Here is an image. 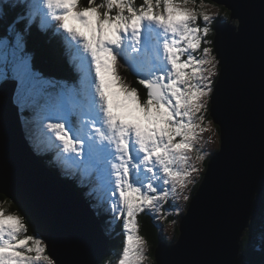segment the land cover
Masks as SVG:
<instances>
[{
	"label": "snow or ice",
	"instance_id": "1",
	"mask_svg": "<svg viewBox=\"0 0 264 264\" xmlns=\"http://www.w3.org/2000/svg\"><path fill=\"white\" fill-rule=\"evenodd\" d=\"M210 7L206 0H143L138 7L135 0H0V48L11 43L21 64L34 27H55L64 37L79 82L34 81L38 95L59 89L55 106L40 117V131L61 154L83 155L92 167L98 199L123 221L118 264H144L148 245L138 215L154 213L177 188L194 183L193 153L195 161L205 159L197 145L213 129L204 114L219 63L211 47H202L212 43L206 37L218 16ZM118 58L144 77L145 98L120 76ZM26 219L0 207V264H56L39 226L27 234Z\"/></svg>",
	"mask_w": 264,
	"mask_h": 264
},
{
	"label": "water",
	"instance_id": "2",
	"mask_svg": "<svg viewBox=\"0 0 264 264\" xmlns=\"http://www.w3.org/2000/svg\"><path fill=\"white\" fill-rule=\"evenodd\" d=\"M208 1L224 6L237 21L235 28L222 21L213 41L219 76L209 115L220 130V149L208 159L179 219L177 240L156 249L155 264H248L240 242L263 203L264 0ZM10 81L0 83V102L12 112L5 117L0 110L8 143L0 136L6 158L3 165L0 161V194L18 205L32 228L39 226L46 253L58 264H96L109 250L108 238L80 194L32 151L13 90L7 91L14 88Z\"/></svg>",
	"mask_w": 264,
	"mask_h": 264
},
{
	"label": "rangeland",
	"instance_id": "3",
	"mask_svg": "<svg viewBox=\"0 0 264 264\" xmlns=\"http://www.w3.org/2000/svg\"><path fill=\"white\" fill-rule=\"evenodd\" d=\"M96 2L99 3L100 0H96ZM142 3H143V0H141V1L135 0V4H136L137 7L139 5H141ZM206 3H208L209 6L213 5V3H209V2H206ZM220 8L221 7L216 4L214 8L210 7V10L213 11V12H217L218 15H219V13L221 11ZM229 17H230V15H229ZM228 20L231 21V23H233L234 25H235V23H237L236 20H232L231 18H228ZM199 23H202V22H199ZM220 23H221V21L215 26H213V23H212L211 27L214 30H213V32H210L209 35L206 37V39L207 40H211L212 43L210 45H202V47L203 46L211 47L212 50H213V55H215V56H216V53H215V49H214V46H213V41H214V38H215L216 28L218 26H221ZM211 34H212V36H210ZM194 54L197 55V56L200 55V53H194ZM24 55L27 57L26 65L25 64H21L13 56L12 44L11 43L8 44L5 47L0 48V81L6 79V77L8 75H9L8 76L9 78L13 79L14 81L16 80L19 89H18V91L16 93V97H17L16 99L17 100L15 99V102H16V105L19 108V111L21 113L25 112L24 113L25 117H23V121L21 119L22 126L23 125L25 126V129H24L25 135H26L27 138H29V139L31 138L30 141L31 140L35 141V143H33L35 148L39 147L38 149H40V147H42V150H46V149H48L50 147V143L45 141L44 138L42 137V135H40L41 134V131H40V129H41L40 117H41V115L44 114V112L52 110V108L55 106V104L57 103V99H58L59 89H57L55 92H53L52 95H51L50 91H47L48 95H38L37 94L38 86L35 85L34 81L36 79H38L39 73L37 72V70L35 71L34 68L32 67V65H31L32 63H31L29 54L25 51ZM127 64L129 66V69L123 70V68H122L121 70H119L120 76L131 87L137 88L139 90V93H140L141 97L145 98L147 90L144 88V86L139 84V79H142L144 77L142 75H137V73L134 71L133 67H131L129 65V63H127ZM150 68H151V64H148L144 68V71L146 72ZM217 68H218L217 75L219 76V67H218V65H217ZM128 70L129 71L131 70L132 72L131 73H127L126 71H128ZM77 75H78V73H77ZM92 75L93 76L95 75L94 69H93ZM217 75L213 78V83L215 82V79H218ZM3 76H5V78ZM43 80H45V79H43ZM131 80H133V81H135L137 83L135 85H133L131 83ZM59 81L62 82L63 84H65V83L67 84V82H68V81H65V80H59ZM78 82H79V75H78V78L73 81V85L71 87L77 86ZM213 85L214 84H212V87H213ZM212 94H213V92H212ZM210 102H211V96L208 98L207 111L204 114L205 115V123H207V121H212V119L210 120V118H208V112H209V107L208 106H210L209 105ZM67 103H68V106L71 107L70 102H67ZM3 109H5V112H6L4 114L5 117L6 116L7 117L11 116L12 112H11L10 109H8L5 106V104L3 105ZM0 114H1V111H0ZM0 117H1V115H0ZM52 122H59V121H52ZM47 123L48 122L43 121L42 124L43 125H47ZM212 125H213L212 131L211 132H205L203 134V140L201 141V143L199 145H197V147L201 148L202 152L205 154V159L202 162H197V161H195V153L192 154L193 155V163L195 164V166L197 168H199V173L198 174L197 173L193 174L194 183L189 184L187 186V188H185L183 191H181L179 188H177L176 194L175 195H171L168 198L167 202L161 201L160 205L158 206V208L155 210L154 213L150 214L148 210H145L144 212H142V213H140L138 215L139 225H141L140 224L141 223L140 222L141 218L148 219L150 222H152V224L156 228H158L161 231V233L165 236V240L173 238L172 235L174 236V234H175V227L177 225V222H178L180 216L183 214V212L185 210L186 204L188 202L187 200H189V199L185 200V199H183V197L187 196L188 198H190V196H192L194 194V188H195L196 184H198L199 182L202 181V178H203L202 176H203V174L205 172V168L207 167V164L205 163V160L207 159V157H210L213 154L214 151L218 152V150L220 149L221 134L217 130V127H216V125L214 124L213 121H212ZM0 136H1V141L3 143H5V144H8L4 140L3 135L1 134V130H0ZM32 136L34 137L35 140L32 138ZM209 137H211V139H209ZM3 149H4V147L0 146V152H1L0 153V161H1L2 165L6 161L5 156H1L2 152H4V151H1ZM216 152H214V154ZM78 158H81V159L85 160V157L83 155L79 156ZM70 161H71L72 165L75 166L77 169L81 168V171H79V172L77 171L78 176L80 177V176H83V175H85V176L89 175L88 177L84 176V179L88 180L90 182V184L92 185V187L95 186L94 180L91 179L92 172H91V170L89 168V165L87 163H82L81 161H78V160L70 159ZM40 162L42 163L41 160H40ZM7 165H8V167L11 166L13 168L12 163H10V164L7 163ZM67 166L69 167V164L67 162H62V164H61L62 169L67 167ZM13 170H10V171H13ZM37 171H38V168H37ZM67 173H69V172H67ZM86 190L88 191L89 189H86ZM88 192L91 193V190H89ZM82 194L84 196V200H88L90 202V200H89V199H91L90 196H89L90 194L85 193V190L83 191ZM88 197H89V199H88ZM98 202H103L105 204V206H106L105 210L108 213L110 225H112V223L114 221L113 217L115 216L116 213L112 212L109 203L104 202L102 199H98ZM263 217H264V214H263ZM255 219H256V217H255ZM252 221H254V219L250 221V225H249L248 228L251 227V225H252L251 222ZM260 222L261 223L259 225V229L257 230L256 237H255V240H254V242L255 241L257 242V245L255 246L256 250H260V248H262L261 247L262 244H260V246H258V244L260 242H262V243L264 242V240H263L264 236L262 237V231L263 230H262V227H261L262 225H264V218H262V220L260 219ZM122 223H123V221H122ZM248 228H246L244 230V232ZM124 239H125V235H124V238H123V242H124ZM43 240H44V242H46L45 239H43ZM123 242H122V246H123ZM120 244H121V241H119V240L116 241V245H120ZM159 245H160V247H162V246L165 245V242L162 241V242H160ZM121 248L119 247V248L116 249L117 254H119V250ZM148 253L149 252H147V259L144 261V264H151L152 263L151 262L152 261V257L149 256ZM51 258L56 262V264L59 263L53 257H51ZM105 261H107L108 264H118V255L113 256L112 260L111 259L110 260L109 259L108 260L105 259L104 261H101V262L98 261L99 263H96V264H104Z\"/></svg>",
	"mask_w": 264,
	"mask_h": 264
},
{
	"label": "trees",
	"instance_id": "4",
	"mask_svg": "<svg viewBox=\"0 0 264 264\" xmlns=\"http://www.w3.org/2000/svg\"><path fill=\"white\" fill-rule=\"evenodd\" d=\"M137 1H141V0H137ZM82 2L86 4L87 0H82ZM206 2L211 3L212 1L206 0ZM213 4H215V3H213ZM220 7H221L220 8L221 11H220L219 15L217 16L216 20L214 21L213 26L217 25L220 21H223V19H225V18L226 19L230 18L229 12L224 7H222V6H220ZM51 31L53 33L61 36V34L59 32L54 30V27L51 29ZM211 32H213V29ZM53 33L47 34L46 32H38L36 30V28L34 27L32 30V34L30 36H28L26 39L25 51L30 56L32 67L34 68L35 71L37 70V72L39 73V77L37 76L38 79H45V80L54 79V80H58V81L59 80H65V81H68L67 84L65 83V85L68 87H71L73 85V81L78 78V75L77 74L75 75L73 70L69 67V65L66 64V61L64 60L63 55L59 49L60 48L59 40H56V41L54 40L55 35H53ZM210 36H212V34ZM62 40H63V38L61 39V42H62ZM118 59H119L118 72H119V69H122V68H123V70H126L125 63H123V61L120 58H118ZM126 72L129 73V70ZM3 77L5 78V76H3ZM133 80H131V83L133 85H135L137 82H135ZM47 91H50L52 94L56 90L47 89ZM208 118H210V120L212 119L209 115V112H208ZM216 127H217V130L220 131L219 127L217 125H216ZM29 142L33 148L34 144L32 143V140L30 141V139H29ZM214 152H216V151H214ZM214 152H213V154H214ZM38 155H39L38 157L42 161V163L50 169V166L47 164L46 159H45L48 154H43V155L38 154ZM210 157H207V159L205 160L206 164H207L208 159ZM50 170H52V169H50ZM205 170H206V168H205ZM199 184H200V182L198 184H196V186L194 188V192L197 190ZM74 188H76V187H74ZM188 204H189V201L186 204V207H185L183 214L186 212ZM0 207L4 208L8 213L17 212L20 215H25L20 210L18 205H16L14 202L9 200L8 198H6L2 194H0ZM263 212H264V196H263V203L260 206L259 211L257 212L256 219H254V221L251 222V224H252L251 227L248 228L244 232V235L242 236L241 242H240V251H241V253L245 254L244 255V261H246L248 264H264V242L263 243L260 242L258 244V246H260V244H262L261 245L262 248H260V250L255 249L257 242L256 241L254 242L257 230L259 229V225L261 223L260 219L262 220V218H263V214H264ZM140 222H141L140 223L141 225L139 228V234L141 236L145 237V239L147 240L148 252H149L148 254H149V256L152 257V261H151L152 263L151 264H155L154 254H155V251L158 248V246H160L159 245L160 242L163 241V242H165L166 245H170L177 240L178 224L175 227L174 236L172 235L173 238L165 240V236L161 233V231L158 228H156L152 224V222H150L148 219L141 218ZM25 223L29 224L27 234L33 235L34 234L33 228L31 227L29 220L26 219ZM261 227L263 230L262 231V237H263L264 236V225H262ZM112 244H114V242H112V240H111V245ZM111 245H110V249L113 248ZM112 252L113 251L107 252L105 254V256L100 260V262L104 261L105 259H107V260L111 259L112 260L113 256H116V255H112Z\"/></svg>",
	"mask_w": 264,
	"mask_h": 264
},
{
	"label": "clouds",
	"instance_id": "5",
	"mask_svg": "<svg viewBox=\"0 0 264 264\" xmlns=\"http://www.w3.org/2000/svg\"><path fill=\"white\" fill-rule=\"evenodd\" d=\"M212 3V2H211ZM214 23V22H213ZM214 30V29H213ZM21 114V113H20ZM25 134V133H24ZM27 139V138H26ZM50 145H52V147H50L51 149H53L54 147L55 148H58L57 146H56V144H50ZM54 146V147H53ZM32 151L35 153V155L37 156V158H38V154L39 153H37L35 150H33L32 149ZM44 153L45 154H47V152L46 151H44ZM47 158L48 157H46L45 159H46V161H47ZM39 159V158H38ZM67 163H69V168L68 167H66V169L64 168V169H60L59 167H55V166H53V168H51L52 170H50L46 165H44L45 167H46V169L48 170V171H50L52 174H54L57 178H59V179H61V180H63L64 182H66L69 186H71L75 191H77L78 192V194L80 193V196L81 197H83V191L85 190V189H83V188H81V187H79V186H77V185H73V183L75 182V183H80V184H82V182L83 181H85V182H83V184L84 183H88V186H90V188L91 189H89V190H91V193H93L92 192V185L90 184V182L88 181V180H86V179H84V175L83 176H74L73 174H71V173H75V175H76V173H77V171L79 172V171H81V168H79V169H77L75 166H73L72 165V163H71V161H66ZM67 172H69V173H67ZM85 177H87V176H85ZM64 178H66V179H64ZM82 179V180H81ZM71 182V183H70ZM73 182V183H72ZM79 185V184H78ZM74 187H77V188H74ZM88 190V191H89ZM90 193V194H91ZM90 196V195H89ZM264 196V195H263ZM190 198H191V196H190ZM190 198H188V199H190ZM88 199H89V197H88ZM83 200H84V198H83ZM189 201V200H188ZM84 202H86V203H88L89 201L88 200H84ZM89 206V208L95 213V215H96V217L98 218V220L100 221V224H103L105 227H106V224L103 222V220H102V216H99L98 214H99V209L95 206V204L93 203V201L92 200H90V204L88 205ZM105 216V215H104ZM106 218H107V216H105ZM256 217H257V215H256ZM180 219V218H179ZM255 219V218H254ZM176 220V219H175ZM177 224H179V220H178V222H177ZM101 228H102V230H103V233H104V235L108 238V243H109V250H108V252L109 251H113V250H116L117 248H121L122 247V240H121V238H119V237H117L116 236V229H114V230H110L109 229V227H106V228H104V227H102L101 226ZM111 240H112V242H114V244H112L111 245ZM118 240H120L121 241V244L120 245H116V241H118ZM110 245L113 247L112 249H110Z\"/></svg>",
	"mask_w": 264,
	"mask_h": 264
},
{
	"label": "bare ground",
	"instance_id": "6",
	"mask_svg": "<svg viewBox=\"0 0 264 264\" xmlns=\"http://www.w3.org/2000/svg\"><path fill=\"white\" fill-rule=\"evenodd\" d=\"M221 5V4H220ZM222 6V5H221ZM222 7H224V6H222ZM222 22V21H221ZM223 24L226 26V27H230V28H235L236 26L233 24V23H231V21H229L228 19H223ZM228 24V25H227ZM236 24V23H235ZM54 30H55V27H54ZM56 31V30H55ZM47 34L48 33H53L52 31H51V29L50 30H46L45 31ZM53 35H55V41L56 40H59V45H60V51H61V53H62V55H63V58H64V60L66 61V64L67 65H69V67L73 70V72H74V74L76 75L77 74V72L74 70V67L73 66H71L70 64H69V62H68V60H67V58L65 57V55H64V48H63V46H62V42H61V39L63 38V37H61L60 35H57V34H55V33H53ZM125 68L126 69H129V66H128V64H125ZM122 67V66H121ZM119 70H121V69H119ZM132 71L130 70L129 71V73H131ZM218 76V75H217ZM5 80H11L10 81V83H11V85L12 84H14V88H13V86H8V89H7V91L9 92L10 90H13V95H12V98H13V103L14 104H16V102H15V99L17 98L16 97V93H17V91H18V89H19V87H18V84H17V82H16V80L14 81L13 79H11V78H9V77H7L6 79H4V80H2V81H0V83H3ZM218 81V79H215V82L213 83L214 85H213V91L212 92H214V90H215V86H216V84L218 83L217 82ZM17 100V99H16ZM3 105H4V103L3 102H0V110H2L3 109ZM8 126L9 127H11L12 128V125H11V122L9 121L8 122ZM13 129V128H12ZM0 130H4L1 126H0ZM220 132V131H219ZM32 138L34 139V137L32 136ZM31 139V138H30ZM35 140V139H34ZM27 141L29 142V138H27ZM30 143V142H29ZM32 143H35V141H33L32 140ZM37 143V142H36ZM31 146V145H30ZM37 147V146H36ZM37 148H39V147H37ZM33 149V148H32ZM75 160H78V161H84V159H81V158H77V159H75ZM39 161H40V159H39ZM42 164V163H41ZM49 165V164H48ZM63 188V187H62ZM77 188V187H76ZM65 190V189H64ZM93 191H95V192H97V189H96V187H94L93 188ZM85 193H88V194H90L86 189H85ZM83 198H84V196H83ZM91 198H94V199H96V195L95 194H91ZM89 204H90V202H88ZM86 204L87 206L89 205V204ZM264 218V217H263ZM30 232V231H29ZM120 241V240H119ZM245 255V254H244ZM97 263H99V262H97Z\"/></svg>",
	"mask_w": 264,
	"mask_h": 264
}]
</instances>
